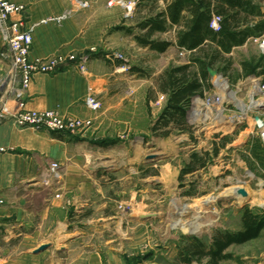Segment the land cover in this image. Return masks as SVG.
Segmentation results:
<instances>
[{
	"label": "crops",
	"instance_id": "crops-1",
	"mask_svg": "<svg viewBox=\"0 0 264 264\" xmlns=\"http://www.w3.org/2000/svg\"><path fill=\"white\" fill-rule=\"evenodd\" d=\"M11 1L26 6L24 16L28 24L73 9L58 24L44 22L35 27L31 55L45 58L59 53H83L94 47L88 70L65 68L56 73L36 74L24 100L27 109H54L65 116L91 117L94 125L74 136L15 126L10 119L0 123V147L8 148L0 154V197L6 200L0 207V264H79V257L71 258L73 251L76 255L87 252L91 254L89 264L97 263L94 245L84 238L94 230L111 229L119 233L124 219L115 212L93 214V210L106 212L109 207L113 210L116 195L107 189L113 182L108 175L114 172L111 166L115 161L111 154L114 146L103 147L93 140L117 136L125 127L128 135L138 137L133 146L135 155L128 162L132 161L133 167L135 158L146 155L145 147L152 142L151 137H146L150 122L145 82L135 86L131 80L141 73L140 67L133 62L128 64V58L115 62L111 56H137L140 62L149 47L140 44L133 29L130 33L126 31L131 22L124 17L123 8L109 5L111 0H88L89 5L84 8L71 0ZM171 1L160 0L159 8L165 9ZM6 47L0 28L1 73L8 70L7 59L2 55ZM174 47L178 48L176 42L159 53ZM118 78L123 80L118 82L120 90ZM89 94L100 100L99 110L87 106ZM139 119L143 125L146 122V131L136 130L135 122ZM52 161L60 164L63 177L58 183L46 185L44 180ZM108 162L110 165H106ZM130 172H134L132 167ZM172 176L171 179L175 177ZM251 193L254 196V191ZM263 195L262 191L260 198ZM142 219L138 213L131 216L135 222ZM43 244L48 247L36 252Z\"/></svg>",
	"mask_w": 264,
	"mask_h": 264
},
{
	"label": "rangeland",
	"instance_id": "rangeland-1",
	"mask_svg": "<svg viewBox=\"0 0 264 264\" xmlns=\"http://www.w3.org/2000/svg\"><path fill=\"white\" fill-rule=\"evenodd\" d=\"M146 1L149 0H144ZM255 2L261 3L264 7V0ZM144 4H139L130 17H126V9L117 4L123 8L128 23L131 22L126 26L128 33L133 29L137 35L141 34L139 22L136 21L149 11ZM133 16L135 18L129 21ZM259 20L257 18L253 22ZM176 32L177 27H174L158 34L154 39L167 40L174 45L177 39ZM263 35L264 31L260 36L250 37L245 44L233 47L231 53H224L226 60L218 61L215 68L218 70V78L209 75L212 87L205 89L208 97L224 94L221 85L217 84L219 76L225 82L226 91L239 93L240 99L247 97L253 77L262 76L264 79L263 68H259L256 75H245L243 70L245 61L264 62V48L261 47ZM122 55L123 58L129 59L128 64L133 62L140 67L141 73L131 80L135 86L145 82L150 122V132L146 137H151L152 142L145 147L146 155L135 158L136 164L133 167L134 163L128 162L135 155L133 146L138 143V137L131 136V133L128 135L125 127L119 130L117 136L93 140L100 142L103 147L114 146L111 154L115 161L111 166L115 170L108 175L113 182L108 179L111 183L107 189L111 194L116 192L113 197L115 198L113 210L110 207L106 212L93 210V214L115 212L124 219V222L119 233L111 229L105 232L94 230L84 239L88 244L94 245L97 263L92 264H183L180 262L179 250L189 238L198 237L209 244L216 230L233 232L242 227L240 219L244 208L255 212L264 211V203L261 202L264 197L260 198V194L264 192V166L254 158L255 139L259 136L255 133L253 125L238 121L237 109L227 101L228 93L225 101H216L213 108L202 114V117L191 114L195 107L193 104H196V97L193 98L187 115L190 130L181 132L174 129L168 136L158 135L153 131V126L164 110L168 98L160 90L161 77L168 69L189 64L190 53L177 47L166 53H159L146 47L140 62L137 56ZM111 58L115 62L118 59L124 61L121 57L115 58L113 55ZM126 69L130 68L127 66ZM193 70L197 71V66H194ZM121 81L122 78L117 79V90L121 89V86L118 87V82ZM6 87L4 82L0 88L1 94ZM90 95L97 98L96 95ZM230 95L234 98L235 94ZM221 117H226L227 121L220 122ZM91 119L90 128L94 125L93 118ZM135 123L136 130L142 128L147 130L146 122L143 125L141 119ZM224 141L228 143L221 146ZM217 146L220 147L218 156L213 154ZM261 147L264 148L263 145ZM207 151L210 152L207 167L186 173L192 155L194 153L203 155ZM109 163L106 165H110ZM131 167L134 169L133 173L130 172ZM171 175L175 176L173 180ZM237 187L248 189V196L236 194L234 191ZM121 189L123 192L119 193ZM251 191H254V196ZM251 200L254 203L250 204ZM137 213L156 215L135 222L131 220V216H136ZM261 234V237L250 242L230 247L229 251L234 253L235 257L224 260L221 264H248V261L249 264H264V230ZM108 240H111L110 244H107ZM74 252L71 258L75 260L79 257V264H89L91 254L82 252L76 255ZM193 264L199 263L196 261Z\"/></svg>",
	"mask_w": 264,
	"mask_h": 264
},
{
	"label": "trees",
	"instance_id": "trees-1",
	"mask_svg": "<svg viewBox=\"0 0 264 264\" xmlns=\"http://www.w3.org/2000/svg\"><path fill=\"white\" fill-rule=\"evenodd\" d=\"M142 3H145L149 11L138 21L141 34L136 36L140 44L158 52H165L172 43L155 40L154 37L177 27L176 44L179 49L190 53L189 64L168 69L161 77L160 90L168 98L153 131L162 137L170 135L174 129L186 132L190 130L187 115L193 98L204 96L205 89L212 87L208 68L215 69L218 61L226 60L224 53H231L233 47L241 46L250 37L263 33L262 4L254 0H173L167 3L165 9H161L159 0ZM214 15L221 19L217 30L211 26ZM257 18L260 20L253 22ZM194 66H197V71L193 70ZM259 68H263L264 73L262 60L258 63H243L245 75H256ZM227 143L224 141L221 146ZM255 144L254 158L264 166V148L261 147L260 138L255 139ZM213 154L218 156L220 147H215ZM209 155L208 151L203 155L194 153L186 173L206 168ZM240 220L242 227L238 231L216 230L209 244L198 237L189 238L180 247V262L221 264L224 260L233 259L235 255L229 251L230 247L261 237L264 230V211L255 212L246 207Z\"/></svg>",
	"mask_w": 264,
	"mask_h": 264
},
{
	"label": "built area",
	"instance_id": "built-area-1",
	"mask_svg": "<svg viewBox=\"0 0 264 264\" xmlns=\"http://www.w3.org/2000/svg\"><path fill=\"white\" fill-rule=\"evenodd\" d=\"M79 7H87L89 1L71 0ZM144 0H111L109 5L119 4L126 9V17H130L137 6ZM26 6L11 0H0V28L7 47L2 55L7 59L8 67L6 72L0 71V88L5 82L7 87L0 97V123L10 119L15 126L31 127L37 130H50L56 133L69 135L83 134L92 125V119H85L79 116H65L57 110L47 109H27L25 95L29 91L31 82L36 74L56 73L65 68L76 69L81 72L88 70V62L91 59L95 48H89L87 52H74L71 54H54L45 58H33L31 49L33 44L32 34L36 26L44 22L60 23L68 18L73 9H70L58 16L44 18L40 22L27 23L24 13ZM212 27L219 28L220 16L214 15L212 18ZM261 41V47L264 48V35ZM122 55L117 54L115 58ZM227 89V88H226ZM250 91L246 98H239V93L228 91L226 94L219 93L208 97L205 91L204 97L197 96L196 104L192 109V116L202 117L213 108L215 102L227 101L237 109L238 121L253 125L255 133L259 136L264 146V79L262 76H255L250 83ZM226 91V90H225ZM230 93H235V98H231ZM89 108L98 110L101 106L100 101L90 95L86 101ZM258 116L259 120L255 119ZM7 147H0V154L7 151ZM63 173L60 164L52 161L48 165V172L44 183L46 185L58 183L62 180ZM6 200L0 197V207L5 205ZM131 214L132 212H125ZM124 215V212L122 213Z\"/></svg>",
	"mask_w": 264,
	"mask_h": 264
},
{
	"label": "water",
	"instance_id": "water-1",
	"mask_svg": "<svg viewBox=\"0 0 264 264\" xmlns=\"http://www.w3.org/2000/svg\"><path fill=\"white\" fill-rule=\"evenodd\" d=\"M208 70H209V73H210V76H211V77H213V78H218V77H217V76H218V70L213 69V68H211V67H209ZM255 119H256V120H259L258 116H255ZM235 192H237L238 195H241V196H243V197H247V196H248V192H247L243 187H237V189H236ZM155 215H156L155 213H153V214H151V215H146V214H143V213H142V214H138V216L141 217V218L151 217V216H155ZM47 247H48L47 244H43V245H41V246H39V247L37 248L36 252H37V251H40V250H44V249H46Z\"/></svg>",
	"mask_w": 264,
	"mask_h": 264
},
{
	"label": "bare ground",
	"instance_id": "bare-ground-1",
	"mask_svg": "<svg viewBox=\"0 0 264 264\" xmlns=\"http://www.w3.org/2000/svg\"><path fill=\"white\" fill-rule=\"evenodd\" d=\"M224 83H225V82L223 81L222 77L219 76V79L217 80V84H218V85H221V87H222L221 90H223V91L227 90V89H226V86L224 85ZM225 92H228V91H225ZM225 92H224V94H226ZM234 94H235V93H234ZM234 98H235V96H234ZM222 116H223V115H222ZM219 120H220V122H223V121L226 122V121H227V120H226V117H221ZM235 191H236V189H235ZM235 191H234V192H235ZM236 194H237V192H236Z\"/></svg>",
	"mask_w": 264,
	"mask_h": 264
}]
</instances>
